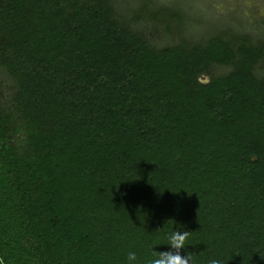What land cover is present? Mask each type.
<instances>
[{
  "label": "trees",
  "instance_id": "trees-1",
  "mask_svg": "<svg viewBox=\"0 0 264 264\" xmlns=\"http://www.w3.org/2000/svg\"><path fill=\"white\" fill-rule=\"evenodd\" d=\"M121 4L0 0V264H264V36Z\"/></svg>",
  "mask_w": 264,
  "mask_h": 264
},
{
  "label": "rangeland",
  "instance_id": "rangeland-1",
  "mask_svg": "<svg viewBox=\"0 0 264 264\" xmlns=\"http://www.w3.org/2000/svg\"><path fill=\"white\" fill-rule=\"evenodd\" d=\"M137 0H121L122 8L133 6ZM159 4H178L188 14L193 34L205 35L226 26L243 29L254 35L264 36V0H155ZM186 21V20H185ZM150 37L157 43L169 41V36L151 23H144ZM188 29V28H187ZM207 80L206 76L201 78Z\"/></svg>",
  "mask_w": 264,
  "mask_h": 264
}]
</instances>
